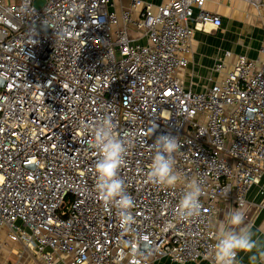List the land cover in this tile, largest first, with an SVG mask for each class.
<instances>
[{"label":"built area","instance_id":"2783aa9c","mask_svg":"<svg viewBox=\"0 0 264 264\" xmlns=\"http://www.w3.org/2000/svg\"><path fill=\"white\" fill-rule=\"evenodd\" d=\"M39 1L0 0V245L42 264H215L218 202L241 209L264 174V47L259 64L239 54L222 80L193 91L177 71L193 33L221 23L206 0ZM101 117L127 149L119 175L134 200L129 229L95 189L90 141ZM161 133L178 137L176 168L201 183L198 217L177 218L183 184L147 179Z\"/></svg>","mask_w":264,"mask_h":264},{"label":"clouds","instance_id":"9594fccd","mask_svg":"<svg viewBox=\"0 0 264 264\" xmlns=\"http://www.w3.org/2000/svg\"><path fill=\"white\" fill-rule=\"evenodd\" d=\"M43 25L49 27L44 20ZM63 38L62 33H56ZM91 147L96 150L98 159L94 165L96 176L95 189L99 199L117 210L121 226L131 228L134 217L131 209L134 200L126 192L124 181L119 172L125 164L126 146L114 134V123L110 117H101L92 131ZM180 148L179 139L171 133H161L154 141V154L147 173L149 182L166 189H175L183 184L185 191L176 208L178 219L198 217L202 205L201 183L196 179L188 180L176 168L175 153ZM229 228L222 229L211 248L215 264H238L241 253L247 254L249 264H264V241L257 238L253 226L245 223V214L236 208L228 213Z\"/></svg>","mask_w":264,"mask_h":264},{"label":"crops","instance_id":"0c3cea01","mask_svg":"<svg viewBox=\"0 0 264 264\" xmlns=\"http://www.w3.org/2000/svg\"><path fill=\"white\" fill-rule=\"evenodd\" d=\"M142 1L155 6L169 0ZM114 2L116 9L121 6H128V0H114ZM202 8L206 12L219 15L221 23L217 27L206 24L202 30H196L193 33L190 41L189 63L186 68L177 71L183 86L193 91H201L205 87L222 80L239 54H244L246 57L256 60L259 64L262 59L260 50L264 47V4L256 7L243 0H206ZM198 11V8H194L195 14ZM189 24L192 25L193 21H190ZM130 29L135 30L133 25L130 26ZM130 34L135 38L140 36L135 31ZM140 42L145 43L146 40L141 38ZM226 52L228 55H226ZM219 60L225 65L224 70L221 72L214 70V65ZM234 210L235 204L232 199L218 202V212L211 222V228L216 235H219L222 229L231 227L228 224L227 217L228 213ZM240 211L245 214V223L252 225L257 238L264 241V174H262L259 182L252 185L248 190L246 203ZM12 245L18 248L17 244L12 243ZM15 254L13 253L14 256H19ZM16 261H12V263L14 264ZM153 264L208 263L203 260L176 263L169 261L167 258H160ZM238 264H249L248 255L241 253L238 257Z\"/></svg>","mask_w":264,"mask_h":264},{"label":"rangeland","instance_id":"374dc122","mask_svg":"<svg viewBox=\"0 0 264 264\" xmlns=\"http://www.w3.org/2000/svg\"><path fill=\"white\" fill-rule=\"evenodd\" d=\"M133 31L134 30H131L130 33ZM15 247L16 246L12 245L11 242L0 245V264H9L12 263V261H16V259L17 261L14 264H42L32 252L22 251L23 249L21 247ZM13 253L19 256L16 257Z\"/></svg>","mask_w":264,"mask_h":264},{"label":"water","instance_id":"95a60500","mask_svg":"<svg viewBox=\"0 0 264 264\" xmlns=\"http://www.w3.org/2000/svg\"><path fill=\"white\" fill-rule=\"evenodd\" d=\"M40 3V1L39 0H35V4H39Z\"/></svg>","mask_w":264,"mask_h":264}]
</instances>
